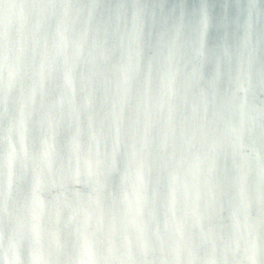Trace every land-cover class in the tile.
I'll return each mask as SVG.
<instances>
[{"label": "water", "instance_id": "1", "mask_svg": "<svg viewBox=\"0 0 264 264\" xmlns=\"http://www.w3.org/2000/svg\"><path fill=\"white\" fill-rule=\"evenodd\" d=\"M0 264H264V0H0Z\"/></svg>", "mask_w": 264, "mask_h": 264}]
</instances>
